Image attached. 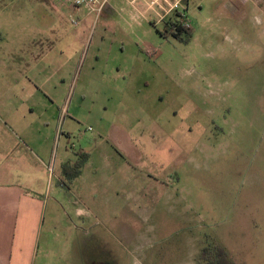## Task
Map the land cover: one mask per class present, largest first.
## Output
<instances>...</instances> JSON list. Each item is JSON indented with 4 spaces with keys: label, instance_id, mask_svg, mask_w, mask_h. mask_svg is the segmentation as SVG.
I'll return each mask as SVG.
<instances>
[{
    "label": "rangeland",
    "instance_id": "374dc122",
    "mask_svg": "<svg viewBox=\"0 0 264 264\" xmlns=\"http://www.w3.org/2000/svg\"><path fill=\"white\" fill-rule=\"evenodd\" d=\"M183 4L178 40L153 0H0V90L49 123L33 264H264V0Z\"/></svg>",
    "mask_w": 264,
    "mask_h": 264
},
{
    "label": "crops",
    "instance_id": "0c3cea01",
    "mask_svg": "<svg viewBox=\"0 0 264 264\" xmlns=\"http://www.w3.org/2000/svg\"><path fill=\"white\" fill-rule=\"evenodd\" d=\"M34 93L0 90V264H33L38 252L44 250L43 201L38 196L44 186L45 167L53 168L45 164L42 154L44 128L49 123L41 115L43 111L34 116L39 106L26 99ZM40 110H44L42 105ZM67 162L74 159L60 160L62 177Z\"/></svg>",
    "mask_w": 264,
    "mask_h": 264
},
{
    "label": "trees",
    "instance_id": "16d2710c",
    "mask_svg": "<svg viewBox=\"0 0 264 264\" xmlns=\"http://www.w3.org/2000/svg\"><path fill=\"white\" fill-rule=\"evenodd\" d=\"M164 26L162 35L164 37H173L182 40L181 36L190 37L191 31H188L183 22L178 20L177 15L173 13L163 21ZM89 155L86 152H78L77 159L72 164L68 162L62 166V175L67 179H76L80 174L81 168L85 165ZM196 264H240L237 263L226 249L219 244H207L200 249L198 256L195 258Z\"/></svg>",
    "mask_w": 264,
    "mask_h": 264
},
{
    "label": "built area",
    "instance_id": "2783aa9c",
    "mask_svg": "<svg viewBox=\"0 0 264 264\" xmlns=\"http://www.w3.org/2000/svg\"><path fill=\"white\" fill-rule=\"evenodd\" d=\"M54 1H57L58 3L64 6H68L74 9L86 8L91 12H100L108 2V0H54ZM182 1L184 2V0H153V4H157L161 2L167 7H169L166 13L168 12L175 13L177 15L178 20L183 22V26L187 27L188 26V21L186 17L187 7L184 6ZM158 7L162 8L160 5H158Z\"/></svg>",
    "mask_w": 264,
    "mask_h": 264
},
{
    "label": "flooded vegetation",
    "instance_id": "af4514ba",
    "mask_svg": "<svg viewBox=\"0 0 264 264\" xmlns=\"http://www.w3.org/2000/svg\"><path fill=\"white\" fill-rule=\"evenodd\" d=\"M92 264H101V262H98V263H97V262H94V263H92Z\"/></svg>",
    "mask_w": 264,
    "mask_h": 264
}]
</instances>
